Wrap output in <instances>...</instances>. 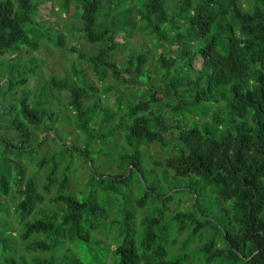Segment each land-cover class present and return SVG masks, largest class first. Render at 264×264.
<instances>
[{"label": "trees", "instance_id": "obj_1", "mask_svg": "<svg viewBox=\"0 0 264 264\" xmlns=\"http://www.w3.org/2000/svg\"><path fill=\"white\" fill-rule=\"evenodd\" d=\"M253 1L247 10L241 0H62L98 45L78 54L96 80L74 67L77 79L51 75L33 97L25 86L41 62L17 52L43 40L63 47L66 34L40 21L42 0H0V95L22 88L1 107L14 118L0 128L19 140L0 138V264H264V0ZM137 31L156 55L131 47L121 62ZM62 90L79 131L71 144L46 105ZM25 121L57 128L61 146L33 173L19 160L34 161L49 134L30 142ZM74 156L90 175L72 193Z\"/></svg>", "mask_w": 264, "mask_h": 264}, {"label": "rangeland", "instance_id": "obj_2", "mask_svg": "<svg viewBox=\"0 0 264 264\" xmlns=\"http://www.w3.org/2000/svg\"><path fill=\"white\" fill-rule=\"evenodd\" d=\"M174 1L175 0H172V2ZM61 3L62 0H42L41 11L38 14V17L40 21H44L47 26L53 27L54 32L66 34L65 46L58 47L55 46L54 44L47 42L46 40H43L41 42L40 47L36 50H28L26 48H22L20 52H17L19 53L20 56L18 57V60L20 62H25L26 60L31 59L32 57L38 58L39 62H41V66L38 68L39 71L30 75L29 81L25 86L33 90L34 93L33 97L34 95H38L42 83H44L46 79H49L51 75H59L61 77L69 76L71 79H77L78 76L74 72V67L86 71L88 77L91 80L93 81L96 80V75L91 69V66L87 64L83 59L79 58L78 54L80 50H85L87 52L93 53L97 50L98 45L88 42L84 37V31L81 29L78 30V28H81L82 24L74 6H72L73 7L72 12L67 13L63 11ZM241 3L242 6L248 10L252 8L254 1L241 0ZM124 38L123 41H126L127 40L126 37ZM126 44H127V48L121 50L117 55V57L121 62L125 61V56L129 52V49L131 47L136 49L145 48L147 50H150V52L154 55H156L157 53L154 48L151 36H149L144 32H140V31L135 32V34L129 37ZM72 46H76L78 48V51L75 53L72 52L71 51ZM15 54L14 56H17ZM11 55L12 54L4 55L2 57V60H7L8 58L13 56ZM202 63H203V59L198 57L196 60V65L198 67H201ZM15 64L19 65V63H15ZM2 69H3L2 71H6V65H4ZM1 77L2 76H0L2 87L4 86V88L6 89L7 88L6 84H8V81L1 80ZM108 81H113V77L110 76L108 78ZM104 84L105 83H103V85ZM21 89L22 88H18L15 93H10L6 97V99H3V97L0 95V125L2 124V126H5L8 123L11 124V121L14 118L12 114L2 112L1 109L2 103L6 101H12V102L17 101L19 96L21 95ZM69 94L70 92L68 90L56 91V93L53 96L49 97L48 99L49 101L46 105L61 113L58 119V127H59L58 131L61 132L62 135L61 136L62 139H60V141L63 142L67 140V142L71 144L72 137L79 131L77 130V128L74 126L73 123L72 111L68 104V99H67ZM114 96L110 98L111 104L115 103L116 98ZM24 126L27 127L32 134V138L30 142L40 141L44 136V134L47 133L49 134V140L43 145V151L39 155H36L34 161H29L28 159L19 160L20 162L28 166V173H33L37 169L36 165L38 160L41 158L42 154L49 155L54 152H58L61 149V146L57 144L54 139V134L56 133L57 128L52 127L51 130L45 133L44 126L42 124L33 126L28 121H25ZM67 132H69L68 139L66 137ZM1 137L6 138L9 141L15 143L19 140V135L17 133V130L12 127L11 128L1 127L0 138ZM98 145H99L98 143L94 144L95 147H97ZM145 149H147L150 153L154 154V158H156V156L157 157L160 156L162 158L165 157V154L158 145L147 146ZM69 159H70L69 153H66L65 156L62 159H60V169L57 175L58 179H60L63 176V172L67 167ZM111 170H114V168H111ZM47 172H48V168L43 169L38 177L40 189H42V184L46 180L45 175L47 174ZM67 172L69 175L68 191L74 193L84 188L85 182L87 181L90 175V166L88 163L85 162L84 159L78 156H74L71 158L70 168L68 169ZM55 191H56V187L53 188V191L50 194H48L47 197L49 198L53 196L55 194ZM190 202L191 200L186 199L187 204H189ZM108 242L109 241L107 240L102 242V247L100 248V251L102 249L107 248ZM83 255H85V253H83Z\"/></svg>", "mask_w": 264, "mask_h": 264}]
</instances>
